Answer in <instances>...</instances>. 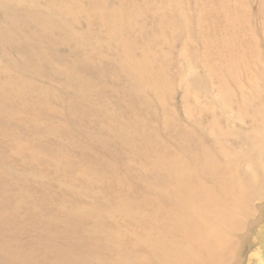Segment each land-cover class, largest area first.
<instances>
[{"label":"rangeland","instance_id":"1","mask_svg":"<svg viewBox=\"0 0 264 264\" xmlns=\"http://www.w3.org/2000/svg\"><path fill=\"white\" fill-rule=\"evenodd\" d=\"M263 1L51 0L46 13L11 1L0 9V264H259L264 206L233 222L220 202L211 223L203 215L211 208L187 212L182 199L204 200L213 187L201 171L189 184L198 188L187 189L183 178L202 164L180 161L182 130L210 118L224 125L240 114L242 127L264 137L254 112L261 99L251 92L264 80ZM263 147L255 141L254 154ZM234 161L244 160L222 161L220 181ZM213 230L223 234V256L204 240ZM196 245L205 255L181 260Z\"/></svg>","mask_w":264,"mask_h":264},{"label":"bare ground","instance_id":"2","mask_svg":"<svg viewBox=\"0 0 264 264\" xmlns=\"http://www.w3.org/2000/svg\"><path fill=\"white\" fill-rule=\"evenodd\" d=\"M11 1L14 2V7L23 6L27 8L26 10L27 13H31L32 11L35 10L38 11L39 13H46L45 12L46 9L51 11L53 7L56 5V3L51 2V0H48L45 6L36 5L35 4L36 0H29L28 3L25 2L24 0H0V9L8 8ZM67 1L68 0H63V2L58 5L64 6L67 3ZM92 1L96 2V0H92ZM243 5L244 2L242 6ZM259 9H260L259 13H264V1L262 2V5L259 6ZM187 70H189V68H187ZM187 77L192 78V84L195 83L198 84L201 82V80L195 78L196 76H194L193 73L191 72ZM181 79L183 81L182 76ZM254 83L256 85L251 90V92L255 94V97L260 98L262 103L260 108L254 109L255 117H256V121L259 122L260 120L262 123L261 122L259 123L264 127V95L258 92V89L260 87H262V89L264 90V80H262V82L255 81ZM249 84L251 86V81H249ZM184 89L186 92H191L186 88ZM229 106L223 104L222 108L224 110H227L231 108V106L230 107ZM240 107H244L248 109L247 102L243 100V97H241L240 99L239 108ZM208 113L212 114L211 105ZM224 117L225 116H223L222 118ZM214 118L215 121L212 122L210 118V123L207 126L200 125L197 129H191L187 131L182 130L183 137L186 140L185 141L186 146L182 147V157H181L182 159L180 161V166L184 167L186 166V164L188 165L197 164V163L198 165L202 164L201 170H197V171L193 170L188 175V177L183 178V182H184L183 184L187 189L190 190L198 188L197 185H189V184H191V182H193L195 179L199 178L201 176V171H203L210 174L212 180L211 187H213L212 192H210L204 200H199L198 202L191 201L192 203H186L182 199V205L193 207L190 209H185L187 212L192 214L196 213L197 208L199 207H200L199 210L200 214H203V209L211 208V210H207L203 214L205 220L208 221V223H211V219L219 218L221 216V213L217 211L218 203L220 202L227 205L232 210V216L230 218L233 219L232 220L233 222L235 221V217H239L240 215L250 217L253 215V213L255 212L257 213L258 212V209L256 208L257 205L264 206V147L263 149H261L262 153L260 155L254 154L255 152L254 142L256 141L258 142V144H263L264 146V137L257 134V130L259 128L248 131L246 130V128L242 127L239 122L243 121L244 116L240 114L238 115L235 114L231 117L224 118L225 120L224 125H219L218 122L216 121L217 118L216 117ZM230 118L232 119L234 124L238 123V126L234 125L231 127L229 125L232 122ZM188 135H190L191 137H188ZM201 137H203V139L205 138L210 141V143L207 144L208 146H206L204 142H202ZM187 139L194 140L193 145L194 147L197 146L198 151L201 153L200 156L194 155L193 149L188 146L189 143L187 142ZM229 141H233L232 143H235V146H232L229 143ZM204 154L207 155L204 156ZM245 155H248L245 158L246 160L242 159V157ZM233 158L244 161L242 163L234 161V164L229 168V171L232 174H224L220 181V178L217 176L219 173V165L222 164V161L228 162ZM251 159L259 160V164L254 166V168H252L253 163L251 162ZM242 168H244V170H241ZM161 174L167 175V172ZM176 185L179 189H181L183 196L189 193L187 189H182L180 184L177 183ZM172 198L173 197L166 196L165 200L168 201ZM232 198L234 201H231ZM232 205H233V209L231 208ZM242 212H244V214H242ZM219 221L225 223L226 218L221 217ZM213 222L215 223V221ZM230 228H232V226L228 227V229ZM237 230L238 228H233L230 229L229 231L235 232ZM213 233H217V230H213L212 233L210 231L209 236H205L204 240L210 245V249L213 250V254H215V256L217 257L223 256L226 254V248L222 247L223 243L221 237L223 234L221 232L217 233L219 234V236L215 237ZM211 234L213 236L212 239H211ZM257 246L258 249L261 251L263 245L262 243L260 244V240ZM232 247L233 246H231V248L228 247L229 253L231 252ZM204 255L205 252L200 248V246L196 245L195 248L192 249L189 254L183 255L181 257V260L185 261L188 258L192 257V261H195L197 258L203 257ZM165 258L168 261L171 260L175 261V257L170 256L169 254L166 255ZM259 259H260L259 264H264V258H259ZM250 260L251 259H249V262ZM195 264H211V261H207V262L197 261Z\"/></svg>","mask_w":264,"mask_h":264}]
</instances>
